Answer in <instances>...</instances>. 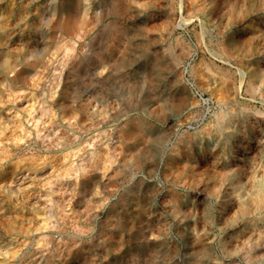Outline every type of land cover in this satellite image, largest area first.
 <instances>
[{"label":"bare ground","instance_id":"bare-ground-1","mask_svg":"<svg viewBox=\"0 0 264 264\" xmlns=\"http://www.w3.org/2000/svg\"><path fill=\"white\" fill-rule=\"evenodd\" d=\"M163 4H165L166 8L162 13L158 9L162 8ZM45 6L46 5H44V7ZM51 6L52 7L50 15L46 18V22L50 24V29L54 34L59 31L61 35L64 38H68L70 44L75 47L82 37V31H80L82 28V18H86V16L89 14L96 17V21L99 25L100 38V40L97 38L100 41V49L98 50L96 56L101 71L109 68H111V70L119 71L125 66L130 65L134 69V72L132 73V75L127 77V80L133 88V91L131 90L132 93L134 92V95L140 96V94L137 95L138 87L141 88L140 92H142L143 89L147 88L144 99L140 100L138 98V105H146L148 102H150V104L153 103L157 95L159 94V83H163L162 85L164 87L162 89V94L166 95L167 99H171V107L169 109L173 110L178 107L180 110L182 108H186V106L188 105L191 107L186 111V114H193L194 116V121H187L188 127L186 129L188 131L192 130V136H181L178 141L180 145L172 148L166 156V162L164 165V180L166 183L165 191L171 200L169 212H164L160 209L158 204L155 203L154 204L156 205V207L148 210L149 208L146 207V199L144 200L143 196L141 194L139 195L140 192H137L135 189L133 191L130 189L129 191L131 192V195L128 192V195L122 198L119 202L123 203V200H126V202L132 201L133 204L132 206H130L132 207V209H130L131 211L125 212L122 210V206H120V213L118 217V222L120 223L119 225L117 223L118 226L115 227L116 231L114 230L116 234L111 235L107 233L106 238L101 241V243H109L108 248L105 249L106 253H108V251L112 249H115L116 247H118L117 245L122 243H157L162 241L161 239H163L162 234L164 233V230H162L159 226L161 215L164 217L163 220L166 221L169 231L170 228L172 229V233H174L173 238L176 243H210V246L211 243H264V0H97V4L95 5L93 10L92 8L89 9L90 6L85 2V0H52ZM46 16L41 11L38 13V15H36V19L44 21V17ZM35 22L33 21V24ZM37 25H39V22ZM129 27L132 28L131 32L128 31ZM37 37H39V35ZM58 41L54 40V49L57 51H59L60 49ZM85 44H83V46H85ZM65 45L66 44H64V46ZM67 47L71 46H69L68 44L67 46H65L64 50L60 52L61 54L57 52L54 56H52V61L50 60L53 63L52 67L55 70L59 69L60 71L53 72L54 70L50 67L53 70L52 72L55 73L54 75L51 73L53 75V80L55 81V83H50L51 87L50 94L48 95L49 97L54 96L55 93L59 92L56 88V85L61 79L60 72L62 70H72L77 65H79L77 59L74 56L75 53L72 50L74 54L73 55L71 51H69L70 48ZM82 47L79 48L81 49ZM82 49H84V47ZM130 55L134 56V58L137 59H130ZM19 65H21V63ZM47 66L45 65V67ZM96 68L98 67L96 66ZM9 76L11 77V75ZM14 77H20V74L15 70ZM103 78H108V76L105 75ZM35 83L34 85H36ZM47 88L48 87H46V90ZM219 89L224 91V95L222 94L223 96L221 97H217V91ZM57 95V98H54V101L50 104L46 99L47 95L42 91H38V98L36 99H39V101L38 104H36V113L48 114L51 107L55 106L56 104L63 106V98L65 96L62 93H57ZM87 98L85 99L87 100ZM53 103L55 105L52 106ZM92 103H94V101ZM65 105H67L66 102L64 106ZM86 108L87 105H84L82 102V104L80 105V109H77L81 110V119L83 120V122L81 120L82 130H80L81 128H79V130L83 131L85 136L84 144L81 145V147L83 146L82 149L80 150L79 147H77L79 151H82L79 159L77 158L79 162L78 164L77 162H75L74 167L72 165L73 169L77 171V174L80 172L78 176H81V179H79L84 189L87 191L91 183L100 181L104 177L110 179L113 176H120L124 172V167H129L131 169L129 173L130 176L133 178H137L136 184L139 186V190H141L145 177L143 175H140V171L145 169L144 160L146 158L144 157L145 155L142 156L141 144L144 139L149 138L148 133L150 131V126L143 123L141 117L139 116H136L132 120L124 123V126L121 130L125 134L126 142L124 162L121 168L118 167L114 168L113 170L111 169L112 166H107V164L109 165L108 162H111L112 160H108V158H110L111 156L106 157V160H108V162H105L103 159L105 158V156L103 155V148L106 147V145L103 147V143L105 142V140L104 142L102 141L103 137H101L98 132H104L103 130L101 131L102 128L100 129V131H96V127L98 125L97 123L99 122H93L95 121L94 119L93 121H91V112H89ZM68 109H71V107ZM147 109L148 112L151 113L152 106L150 105V107H147ZM32 111H34L33 120H36L37 117L35 118V109ZM182 112L184 111L182 110ZM30 115L32 116V114ZM76 115L77 113L75 114V116ZM43 116L47 117L48 115ZM70 116L69 119L65 118V121H67L66 124L71 126L74 122L70 121ZM186 116L188 117L189 115ZM48 117L50 118V116ZM46 119L48 120V118ZM105 119L103 121H105ZM42 120L43 118L41 119V121ZM45 121L46 120L44 118V122ZM78 123H80L79 120ZM38 126L40 127V125ZM42 127L43 126H41V130ZM75 129L78 130V128ZM37 130L40 131V128ZM35 133L37 135H35L37 138L41 136L39 135L40 133L37 134L38 131H35ZM81 135L83 134L81 133ZM62 138L63 137H61V139ZM41 140H39L40 143H43V139ZM113 140L114 139H112V141ZM46 141H48L47 138ZM46 141L45 143H48ZM70 141H73V139ZM105 144H112V142H107ZM49 145L50 144H46L44 146L50 148ZM66 151L64 154L67 153ZM71 152L72 151L68 153ZM67 155L66 158L68 157L69 159L70 156ZM102 155L104 157H102ZM26 156L23 157L26 158ZM109 169L110 171H113L110 172ZM61 171L62 174L60 173V171H58L60 175H64L63 169H61ZM58 172L56 173L58 174ZM72 178H75L74 174ZM76 178L74 180H77ZM67 179L68 177L66 176V180ZM51 182L53 181H50V183ZM58 183L59 185H61V181ZM45 184L43 183L44 186ZM62 184L65 183L62 182ZM114 184L116 183L114 182ZM110 185L111 184L109 183L108 187ZM113 186L114 185L112 184V188ZM55 189L56 187L52 186L51 183L49 187H47V192L45 193V195L51 196V194L54 193ZM61 189L64 190L63 188ZM68 189L70 188L68 187ZM101 190L102 189H100V192ZM34 191L37 192L36 190ZM39 192L41 194L37 192L39 195H35L37 200H40L42 194H44L42 193L43 190L42 192ZM68 193L69 192L65 194ZM101 195L104 194L102 193ZM67 196L68 195H66L65 197ZM35 197L33 199H36ZM83 198L84 197H82V199ZM30 199L32 198H29V200ZM91 199L88 198V196L84 198V209L81 210L83 211L81 216L82 220L80 229L82 232L75 228L77 226L74 225L75 223L72 224L74 226L73 228L85 235L90 232L92 223L98 220L100 211L97 210V207L102 204V201L99 200L94 204V201L96 200L92 201ZM48 201L51 202L50 200ZM69 201L71 200H68V202ZM39 202L40 201H37L35 203L39 204ZM68 202L65 204V208ZM54 203L56 202L54 201ZM38 204L37 206H39ZM44 204L47 205L48 202L47 204ZM50 206L53 205L50 204ZM56 207V211L54 212H56L60 216L57 217H59L60 219L65 218V211L67 212V209L65 210L62 203H59ZM114 207L118 208V204H116V206ZM45 208L47 209V207ZM82 208L83 206L81 207V209ZM52 210L53 209H51V211ZM70 212H68V214ZM48 215H50V212ZM5 216L2 215L3 219ZM2 217L0 216V218ZM76 217L74 216V219ZM70 220L73 219L71 218ZM125 221L128 223H124ZM49 223V229L52 228L57 230L60 228L59 226H62L58 225V222L55 223L51 220ZM3 224L6 235L19 233L23 230L21 225L16 224L14 220L11 219L5 220ZM72 225L70 226L71 229ZM119 226H121L122 229ZM45 228L47 227H44L43 229ZM61 229L59 230L61 231ZM64 229L66 228L64 227ZM75 229L74 231H76ZM53 236H51V239ZM48 239H50V237ZM68 246H71V244H68ZM195 248L198 249V247L195 246L193 248V250L195 251ZM58 249H60V247ZM256 253H258V251ZM57 257L58 256L56 254V258ZM90 258L88 264H93L94 262L92 263V260ZM62 259L63 258H61V260ZM194 259H196V257ZM29 261L30 260H28V262ZM102 262L104 261L102 260ZM257 263L259 264L260 262Z\"/></svg>","mask_w":264,"mask_h":264},{"label":"rangeland","instance_id":"rangeland-1","mask_svg":"<svg viewBox=\"0 0 264 264\" xmlns=\"http://www.w3.org/2000/svg\"><path fill=\"white\" fill-rule=\"evenodd\" d=\"M51 1L52 0H29V1L25 0V3H24V0H0V150H2L0 151V157H1L0 158L1 160L0 161V207H1L0 216L2 217V215L3 216L6 215L4 217L5 220L7 219L14 220V222L16 224L21 225L23 229L19 233H14L12 235H6L4 231V224H3L5 220L3 219V217L0 218V229H1L0 230L1 231L0 232V264H22V263L23 264H50V263L51 264H78L80 262H81L80 264H85L86 262H87L86 264H88L90 257H91L90 259L92 260V263L94 262L93 264H98V263L99 264H191V263L193 264H258L257 262H260L259 264H264V260H263L264 259V252H263L264 243H247V244L246 243H211V246H210V243H197V244L196 243H176L173 238L174 233H172V229L170 227H169L170 228V231H169V229L167 228L168 225L166 221L163 220L164 217L162 215L160 216V220H159V226L162 230H164L163 231L164 233L162 234L163 239H161L162 241L157 242V243H122V244L117 245L118 246L116 247L117 250L115 248V249L108 251V253H106L105 249L108 248L109 243H101V241L106 238L107 233L111 235L116 234L115 227L118 226L120 223L118 222L120 206H122V210L125 212L131 211L130 209H132V207L130 206H132L133 204L132 201L126 202V200H123V203L119 202L122 198L128 195V192L131 195V192L129 191L130 189L132 191L135 189L137 192H140L139 195L141 194L143 196V199L144 200L146 199V207L149 208L148 210L153 209V207H156L155 204H158L161 210H163L164 212L166 211V213L169 212V208L171 206V200L165 191L166 183L164 180L165 179V176H164L165 166L164 165L166 162V156L172 148L180 145L178 141L181 136L183 135L192 136V130L188 131L186 129L188 127L187 123L189 121L190 122L194 121L193 120L194 116L193 114H186V111L190 109L191 107L188 105L186 106V108H182L180 110L176 106H175L176 108L174 107L175 109L173 110L169 109L171 107L170 105L171 99L170 98L167 99L166 95L162 94V89L164 87L162 85L163 83H159V86H158L159 94L154 100L153 102L154 104L153 103L150 104V102H148L146 105H141V104L138 105L137 100L144 99V95H145L147 88L143 89V91L140 92L141 88L138 87L137 95L140 94V96L134 95V92L132 93L133 88L128 83V80H127V77L132 75V73L134 72V69L130 65L125 66L119 71L111 70V68L101 71V68H100L99 63L97 62V56H96L98 50L100 49L99 25L96 21V17L89 14L86 16V18L85 17L82 18L83 19L81 20L82 28L80 31H82L83 34L85 33L87 34L83 35L81 32V36L84 39L81 37L76 47L72 46L68 38L66 37L64 38L59 31L54 34L52 30L50 29V24L46 22V18L49 17L50 12H51V7H52ZM85 2L90 6L89 9L92 8V10L97 4V0H91V1L85 0ZM44 5L46 6L44 7ZM165 8L166 6L165 4H163V7L159 8L158 10H160L163 13L165 11ZM41 11L43 12V14H45V16L48 15L44 17L45 19L44 21L36 19V15H38V13ZM33 21L37 22V23L35 22L36 26H35V23L33 24ZM38 22H39V25H37ZM131 29L132 28L129 27L128 31L131 32ZM38 35L40 39L39 37H37ZM54 40L56 41L59 40L58 41V45L60 48L59 51L54 49ZM64 44H66L65 46H67L68 44L69 46H71L67 48H70V49L72 48L71 50L69 49V51H71L72 54L73 52L75 53V55L74 54L73 55L77 59L79 65H77L72 70H64V71L62 70L60 72L61 79L60 81H58L56 88L59 91L57 93L59 94L62 93L65 96L63 98L64 100L63 106H60L54 102L56 105L54 103L52 104V106L55 105L51 107L52 111L50 109V112L48 114H38L36 113L37 111L36 104H38V101H39V99H36L38 98V91L39 92L42 91L44 92V94L47 95L46 99L50 104L54 101V98L56 99L58 96L57 93H55L54 96H50V97L48 96L50 94V87H51L50 83L51 84L55 83V81L53 80V75L55 73L53 72L60 71L59 69L55 70L52 67L53 63L51 61L53 59L52 56H54L57 52L61 54L60 52L64 50L65 48ZM83 44H85V46H83ZM24 45H28V46H24ZM32 46H33V49H32ZM82 46L84 47V49H82L83 48ZM79 47H82L81 48L82 50ZM82 56H85V57H82ZM129 58L132 60L137 59V58H134V56L132 55H130ZM20 63L21 65H19ZM45 65L46 66L48 65V66L45 67ZM96 66L98 68H96ZM13 67H17V68H13ZM97 69L100 70L101 73ZM14 70L20 74L19 78L14 77ZM48 73L50 74L52 73L53 75L52 74L50 75ZM9 75H11V77ZM105 75H107L108 78L104 79L103 77ZM43 78H46L47 80ZM33 82L37 85V88ZM46 87H48L49 89L47 88L46 90ZM217 92H218L217 97H221L224 95V91H222L221 89H219ZM85 98H87V100ZM81 100L84 105L85 104L87 105L86 109L89 112H91L92 120L91 119L90 120L93 121L94 119L95 121L93 122H99L97 123L98 125L96 127V131L98 132L102 128L101 131L103 130L104 132V133L98 132V134H100V136L103 137L102 141L104 142L105 140V142L103 143V147L106 145V147L103 148L105 150V151L103 150V155L105 156V158L103 159L105 162L106 161L108 162L109 159L110 160L112 159L111 162L110 161L108 162L109 165L107 163L106 164L107 166H112L111 169L113 170L114 168H118V167L121 168L124 162L126 142H125V134L121 131L122 127L124 126V123L128 122L129 120H132L136 116H139L141 117V120L143 123L150 126V131L148 133L149 138L144 139V141L141 144L142 156L145 155L144 157H146L144 160L145 169L140 171V175H143L145 177L141 190H139V186L136 184L137 178H133L130 176L129 173L131 169L129 167H124V172L120 176H113L110 179H108L107 177H104L100 181L91 183L89 187V189L91 190L88 189L89 190V191L87 190L88 193L84 189L83 185L80 182L81 176L80 175L78 176L80 172L77 174V171L73 169V167L75 166L74 163L77 162L78 164L79 162L77 158L79 159L81 152H82V151H79V149L81 150L83 147V146L81 147V145L84 144V136H85L83 131H80L82 130L81 123L83 122V120L81 119L82 113L80 112L81 110H77L78 108L80 109V105L82 104ZM90 100L92 102L94 101V103H92ZM65 102L67 105L64 106ZM150 105L152 106L151 113H149L147 109V107H150ZM70 107L71 109H68ZM33 108L35 109V115H36L35 118L37 117L36 120L38 121H36L35 119L33 120L34 118L33 116L34 111H32L34 110ZM53 109H55L56 111ZM182 110L184 112H182ZM53 111H54L55 116L53 114ZM76 113L77 115L75 116ZM30 114H32V116ZM43 115H48L50 116V118L48 116L45 117ZM51 115H52V118H51ZM99 115L101 116L102 119L100 118ZM186 115H189V116L187 117ZM69 116H70V121L75 123V124L74 123L72 124L73 126L66 124L67 121L65 120L69 119ZM40 118L41 119L43 118L42 120L43 122L41 121ZM44 118L47 122L46 121L44 122ZM46 118H48V120ZM62 118L64 121L62 120ZM110 118H112L113 120ZM104 119L105 121H103ZM78 120L80 123H78ZM49 121L52 123H50ZM60 124H62L63 126ZM99 124H102V125H99ZM38 125H40V127ZM75 125L78 127H76ZM41 126H43L42 130H41ZM39 128H40V131L37 130ZM75 128H78V130L79 128L81 129L78 131ZM35 131L36 132L38 131L37 134L40 133L39 135L41 136L39 138L36 137L37 135ZM80 132L83 135H81ZM58 134H61V135H58ZM104 134L105 135L107 134V135L105 136ZM61 137L63 138L61 139ZM46 138L48 141H46ZM41 139H43V143H45V141L48 143H45V144L40 143L39 140ZM72 139L73 141H70ZM112 139L114 140L112 141ZM106 141L112 142V144H105L107 143ZM40 144L41 145L43 144V145L41 146ZM46 144H50L49 145L50 148L45 147L44 145ZM77 147H79V149ZM8 149L10 150V152ZM74 149H75V152L77 150L79 154L77 152L75 153ZM25 150L28 152H26ZM65 151L67 152L66 154H64ZM70 151L74 153L72 152L68 153ZM4 152H6L7 154ZM21 153H24L25 155ZM38 153H40L41 155ZM67 154L70 156L69 159L68 157L66 158ZM103 155L102 157H104ZM23 156H26V158ZM45 156H47L48 158ZM107 156L108 157L111 156V157L108 158V160H106ZM49 160H50V163H49ZM65 165L68 169L65 167ZM61 169H63L64 175H60V173L62 174ZM57 170L60 171V173ZM66 170H68L69 173L72 171L70 175L68 171ZM113 170L110 171L109 169L110 172H112ZM56 172H58L59 175ZM72 173L74 174L75 178L77 175V178H76L77 180H74L75 178L74 179L72 178L73 176ZM56 176L58 179L56 178ZM66 176L68 177L69 180L68 179L66 180ZM49 179L50 181H53L51 182L52 186L56 187V189L54 193L51 194V196H46L45 193L47 192V187H49V185L51 184ZM46 180L47 182L49 181L48 184ZM44 181L46 182V184ZM60 181H61V185H59L58 183ZM42 182L45 184V186L43 185ZM62 182L65 184H62ZM114 182L116 184H114ZM109 183L111 185L108 187ZM112 184L114 185L113 188H112ZM67 186L70 189H68ZM61 188H63L64 190H62ZM65 189L67 192H69L68 194H65L67 193ZM100 189H102L101 192H100ZM34 190H36L38 193H40L39 191L42 192L43 190L42 193L44 194H42V197L40 200H37V198L35 197V195L38 196L39 194L35 192ZM102 193L106 196L101 195ZM66 195L68 196L65 197ZM86 195L88 196V198L90 199L92 198L91 199L92 201L96 200L94 201V204L98 200L102 201V204H100L99 207H97V210L100 211L99 218L97 221L92 223L91 230L87 235L81 233L82 231L80 230L81 220H82L81 216L83 212L81 210L84 209V204H85L84 198L87 197ZM34 197L36 199H33ZM58 197L61 199V201ZM82 197L84 198L82 199ZM29 198H32L34 201L32 199L29 200ZM63 199L64 201H67V202L68 200H71L68 202V204L69 203L71 204L69 205L67 204L66 208H65V204L67 202H64ZM48 200H50L51 202H49ZM37 201H40L39 204L35 203ZM54 201L56 203H54ZM40 203H43V204H40ZM44 203H46L47 205H45ZM59 203H62L65 210L67 209V212L65 211L66 213L65 218L60 219L59 214L54 212L56 211V208H57L56 206H58ZM37 204L39 206H37ZM50 204H52L53 206H50ZM116 204H118V208L114 207L116 206ZM80 206L81 207L83 206V208L81 209ZM45 207H47V209ZM51 209L53 210L51 211ZM70 211L73 213H71ZM49 212H50V215H48ZM68 212L70 213L68 214ZM74 216L75 217L77 216L78 220L76 217L75 218L76 221H75ZM19 218L20 219L23 218V219L20 220ZM71 218L73 220H70ZM45 219L48 222H46ZM50 220L55 223L58 222V225H62V226H59L60 227L59 229H61L62 227L61 231L59 229L57 230L52 229V228L49 229L48 227H50V223H49ZM63 220H64V223H63ZM101 221L103 222V224ZM124 223L127 224L128 222L125 221ZM72 224H74L75 226L77 225L75 228L77 230H80L81 232L73 228L74 226ZM71 225H72L73 231L70 228ZM42 227L43 228L47 227V228L43 229ZM64 227L66 229H64ZM119 227L121 228V226ZM74 229L77 232L74 231ZM51 236H53L52 239H51ZM62 236L64 237V239ZM49 237L50 239H48ZM66 237L67 238L69 237V238L67 239ZM68 240L69 241L71 240V241L69 242ZM61 242H63L64 245ZM68 244L69 245L71 244V246H68ZM195 246L198 247V249L195 248L196 251L193 250ZM59 247L60 249H58ZM65 249H68V250H65ZM199 249L201 250V252ZM256 250L258 251V253H256L257 252ZM56 254L58 256L57 258H56ZM195 257L196 259H194ZM61 258H63L62 259L63 261L61 260ZM28 260L30 261L28 262ZM33 260L36 262H34ZM102 260L104 262H102Z\"/></svg>","mask_w":264,"mask_h":264}]
</instances>
